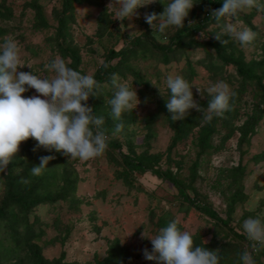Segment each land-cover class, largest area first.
<instances>
[{
	"label": "rangeland",
	"instance_id": "rangeland-1",
	"mask_svg": "<svg viewBox=\"0 0 264 264\" xmlns=\"http://www.w3.org/2000/svg\"><path fill=\"white\" fill-rule=\"evenodd\" d=\"M32 1H37L41 5L49 23L47 28L40 30L35 28V12L30 6ZM110 2L112 0H99L94 5L89 3L75 5V19L69 25V34L63 45L74 49L79 55L78 69L82 70L84 75L94 77L96 73H102L100 66L106 60L108 51L129 45L136 36L141 35L156 43L168 44L177 30L170 26L165 32L160 33L153 31L145 22V13L163 12L164 6L159 0L138 9V15L131 20L126 19L122 27L120 21L114 20V11L118 5L107 10ZM162 2L167 4L170 0ZM194 2L197 3L190 10L185 23L192 17L202 16L209 5L208 0ZM260 2L264 3V0ZM60 7L61 0H0V9L7 15L0 16V43H3L6 36L14 38L20 48L22 62L32 67L31 69L25 66L18 69L19 71H33L38 77L51 78L54 73L48 71L45 64L56 57L64 59L67 65L71 63V58L68 55L63 56L59 51L56 40L57 21L52 12L54 8L57 10ZM102 13L108 24L105 32L100 35L97 33V27L99 15ZM240 20L244 26L256 33L255 39L250 45L241 46L235 39L228 38L242 51L246 60H259L264 52V11L253 8L241 13ZM219 30L215 22L211 21L204 29L196 32L194 39L202 43L214 37L215 32ZM130 32H133L131 37ZM201 32L206 38L201 37ZM187 51L195 71L190 79L184 57L163 63L157 58L139 54L129 60V65L138 69L142 75V82L135 80L129 73L119 74V77L130 89H136L140 103L136 109L134 107L131 112L122 115L124 129L115 135L113 134L115 122L110 115L111 108L106 104L113 96V88L111 80L102 81L105 90L102 95L103 128L108 131V141L117 140L120 147L108 143L101 156L88 161L69 159L61 152L53 150L60 157V164L55 169L57 172L55 185H63L66 175L71 179L72 190H68L66 196L53 203L37 204L28 214L29 221L42 229L41 235L34 243L39 246V251L45 258L76 264H100L97 261L103 260L111 248L117 245L121 250L123 264H157V261L144 258L143 249L151 251L153 246L150 239H141V234L145 232L146 236L153 237L161 228L167 227L175 220L179 230H187L192 236L198 235L203 243L211 245L214 250L218 251L221 246H227L233 256L232 261L234 260L236 264L240 260V253L245 250L252 252V256H256L257 261L264 264V255L259 252L263 247L257 245L259 250L253 251L251 247L253 242L249 241L243 230V222L249 217L258 218L264 224V159H255L257 154L264 152V102L254 98L253 88L242 92L238 101L233 104L238 110L232 121L233 134L221 145L227 129L218 124V130L212 140L218 148L205 153L199 152L195 143L196 131L203 122V113L190 109L192 114L187 116H192L195 123L192 131L172 145L174 127L168 122L167 115L170 114H167L165 106V101L170 96L166 84L169 75H180L194 86L193 98L202 109H206L210 97L205 94L202 99L197 87L206 90L218 81L226 82L232 91L238 86L233 76L229 75L235 74L232 65L225 66V74L229 78L222 79L220 73L213 76L212 72L197 62L204 56V51L200 47H192ZM116 61L117 59H113L111 63ZM159 88L164 96L160 94ZM22 95L28 98L39 94L35 89H30ZM92 101L90 97L87 101L88 106H91ZM258 109L261 110V117L254 125L253 131L247 135V139L241 142L239 127L253 112L258 114ZM27 142L28 140L21 143L18 153L24 162L28 161L29 153L25 148ZM38 150L39 153L45 151L43 147ZM127 152L132 155L160 154L156 165L162 169L170 168L183 180L186 191L194 203L210 206L228 223L218 224L201 213L180 197L169 180L158 177L149 170L132 171L130 183L119 178L117 173L121 166H118L113 158L121 162L119 154ZM168 156L170 160L167 159ZM239 165L243 169L239 178L243 196L237 198L231 208V198L239 189L235 182L239 172L234 173L235 171L230 170ZM16 167L22 168L20 161ZM3 191V185L0 183V198ZM2 248L0 245V250ZM25 253L26 248L21 247L14 254L10 253L8 257L0 259V264L25 263L27 260Z\"/></svg>",
	"mask_w": 264,
	"mask_h": 264
},
{
	"label": "clouds",
	"instance_id": "clouds-1",
	"mask_svg": "<svg viewBox=\"0 0 264 264\" xmlns=\"http://www.w3.org/2000/svg\"><path fill=\"white\" fill-rule=\"evenodd\" d=\"M157 0H112L107 10L118 5L114 11V20L124 26L126 19L131 20L138 15L137 10L156 3ZM163 4L162 13H145V22L153 31L160 33L174 26L185 27V19L197 2L194 0H170ZM255 8L264 11V3L260 0H223L222 7L206 9L209 17L220 28L214 38L222 45L227 43L223 37H231L241 46L250 45L256 33L243 25L240 14ZM189 21L187 26H191ZM133 32L129 33L131 37ZM201 37L206 38L201 32ZM31 65L22 62L17 41L6 36L0 43V172H7L8 165L15 161L22 142L32 138L37 141L33 151L43 147L51 152H61L69 159L88 161L101 156L108 146L109 136L103 128L104 119L95 115L87 101L90 97L100 96V83L92 75H82L67 66L64 59L56 57L45 68L54 73L51 78L38 77L31 72L18 69ZM108 67L107 64L104 65ZM113 96L106 101L111 108L114 123L113 134L124 129L122 115L137 108L140 100L136 89L121 82L119 74L110 77ZM153 84V83H152ZM170 96L165 106L173 121L186 118L190 109L202 112V119L210 122L214 117H222L231 110L230 100L236 96L229 85L218 81L206 90L197 87L203 99L205 94L210 97L206 109L194 100L192 88L182 76L169 75L166 79ZM154 85V84H153ZM156 86V85H154ZM35 89L39 95L25 98L22 94ZM160 89V88H159ZM160 94L164 96L160 89ZM44 97V98H41ZM54 156H43L38 166H32L31 175L39 176ZM20 183H29L21 179ZM243 230L252 250L258 251L257 245L264 247V224L258 218L249 217L243 222ZM141 239H150L152 249H143L144 258L157 261V264H219L217 250L194 246L192 234L178 229L177 222L171 221L167 227L161 228L153 237L141 234ZM243 264H255L252 252L245 250L241 256Z\"/></svg>",
	"mask_w": 264,
	"mask_h": 264
},
{
	"label": "trees",
	"instance_id": "trees-1",
	"mask_svg": "<svg viewBox=\"0 0 264 264\" xmlns=\"http://www.w3.org/2000/svg\"><path fill=\"white\" fill-rule=\"evenodd\" d=\"M98 2L99 0H61L60 9L55 10L54 8L52 12L57 21L56 40L58 42V49L63 56L68 55L71 58L72 61L67 66L80 72L82 75H84L83 71L78 69V64L80 62L79 55L74 49L64 46L63 43L69 34V25L75 19V5L80 3L94 5ZM208 4L207 9H218L222 7L223 0H208ZM30 6L35 12V28L38 30L47 28L49 23L41 5H39L37 1H32ZM158 12L159 11H157V13ZM103 14L104 13L100 14L98 18L99 26L97 27V33L100 35L105 32V28L108 24V20H106ZM209 14V11H204L202 16L192 17L187 20L186 23L184 22L185 27L177 29L168 44L156 43L139 35L134 37L131 43L125 47L117 50L110 49L107 53L106 60L100 66V71H102V73L98 72L94 76V79L101 85L98 91V95L100 96L91 97L93 101L90 107L93 108L95 115L98 117L104 116L102 95L105 93V90L102 81H110V77L113 73H118L120 75L129 73L135 80L142 82V75L138 69L129 65V60L136 58L139 54L149 58H157L158 61L163 63H168L171 60H178L184 57L188 66V78L190 79L195 74V71L189 55L187 54V50L192 47H200L204 51V56L200 57L197 62L203 65L208 71L212 72L213 76L220 73L221 78L226 79L229 78V76L225 74V66L232 65L235 69L234 75L229 73L238 84L237 88L233 90L236 92V96L230 100L231 110L225 112L222 117H214L210 122L203 120L196 131L195 143L199 148V152L205 153L210 149L216 150L218 147L212 140L214 134L218 130V124H220L223 128L227 129L221 141L222 145L223 142L233 134L234 129L232 127V121L238 113L237 108L233 107V104L238 101L240 94L246 92L249 88H253L254 98H258L259 101L264 102V52L259 60H246L242 51L226 36L223 37V39L227 40L225 45H222L214 37L202 43L198 42L194 39V35L197 31L204 29L209 22L213 21L209 17ZM0 16L7 17L1 9ZM189 21H193L191 26H187ZM113 59H117V61L111 63ZM105 64L108 65L107 68L104 67ZM167 114L170 113L168 112ZM189 114H192L190 110ZM170 115H167V119L171 127H174V134L171 140V144L174 145L177 141L185 138L191 133L195 123L190 115L186 116V118L179 123L173 121ZM260 117L261 110H259L258 114L253 112L239 127L238 130L241 132V142L247 139V135L253 131L254 125ZM108 143L120 147L117 140H110ZM36 145L37 142L34 139H28L27 146L25 147L29 153L27 156L28 161L24 162L23 159L17 157L14 162L8 165L7 172H0V179L2 180L0 183L3 185L4 190L0 198V245L3 247L2 250H0V259L8 257L10 253L14 254L17 249L22 247L26 248L25 254H27V260L25 263L20 262L19 264H76L62 262L60 259L48 260L40 253L39 246L34 243L35 239L41 235L42 229L36 227L34 222L29 221L28 214L31 209L39 203H53L57 199L66 196L65 193L68 190H72L71 179L66 175L63 185H55L57 176L55 169L60 164L59 155L55 151L49 152L45 150L44 153H39L38 149L33 151ZM43 156H54L55 159L49 161L48 166L42 170L39 176L31 175L32 166H38L40 164V158ZM119 157L121 162L117 161L116 158H112L118 166H121L117 176L122 178L125 182L130 183V174L132 171L144 172L149 170L158 177L169 180L177 189L180 197L188 201L189 204L195 206L201 213L209 216L218 224L226 225L228 223L226 219H222L210 206L194 203L186 191V185L183 180L178 178L170 168L162 169L156 165L159 162L160 154L147 155L143 153L140 155H132L127 152L120 153ZM258 158L264 159V152L255 156V159ZM167 159L170 160V157L168 156ZM19 161L22 166L21 169L18 168L19 165L16 167ZM242 170L241 165L230 170L232 172L235 171L234 173L239 172V177L235 178V182L239 189H237L231 198V208L234 204L233 202L237 198H242L243 196V192L241 191L242 185L239 179ZM22 178L28 180L29 183H20ZM192 237L194 246L214 250L211 245L203 243L198 235ZM228 249L227 246H221L217 251L220 257L219 264H236L234 260L232 261L233 256L229 252L230 249ZM237 252H239V250ZM259 252L264 255V247ZM241 254L242 253H240V256ZM121 260V250L115 245L103 260L97 262L100 264H123ZM253 260L255 264H260L256 256L253 257ZM237 264H242L241 259L238 260Z\"/></svg>",
	"mask_w": 264,
	"mask_h": 264
}]
</instances>
